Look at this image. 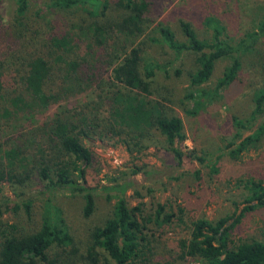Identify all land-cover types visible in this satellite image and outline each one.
Masks as SVG:
<instances>
[{
	"label": "trees",
	"instance_id": "1",
	"mask_svg": "<svg viewBox=\"0 0 264 264\" xmlns=\"http://www.w3.org/2000/svg\"><path fill=\"white\" fill-rule=\"evenodd\" d=\"M11 1L14 8L9 23L0 17V42L5 47V52H0V131L3 121H21L27 138L35 140L29 141L28 146L19 144L2 151L10 169L6 174L9 181L17 178L15 167L31 155L35 163L33 174L38 177L44 193L65 192L83 197V216L90 217L95 211L96 190L86 179L92 153L84 145V139L118 138L133 155L157 143V133L163 137L167 150L179 166L189 157L203 163V158L193 152L185 155L179 149L185 139L182 120L164 103L169 100H161L151 87L159 66L144 64L141 43H136L151 24L146 16L149 8L146 0H118L114 4L121 11L118 15L110 14L107 0H43L33 13L31 0ZM80 9L92 16L91 24L84 25L85 20L78 26L72 21L60 24L45 16V11ZM212 27L213 40L202 42L189 23L181 22L185 43L177 42L169 28L159 26L158 29L163 43L176 55H200L197 68L190 75L192 86L205 84L217 61L232 59L214 90L203 89L198 94L188 95L195 108L203 99L218 98L221 91L235 81L240 55L255 50L264 40V18L256 30L244 35L236 44L222 40L219 29ZM80 44L85 49L78 53L75 50ZM53 76L57 77L59 85H54ZM81 96L95 104L93 111L98 107L103 109V117L94 121L93 112L88 114L82 105L77 112H74L75 107L69 111L61 109L62 105L76 102ZM54 107H57L55 113L49 114ZM261 117H264V89L255 98V110L248 124ZM238 125L247 128L245 124ZM263 133L264 120L256 136L242 142L231 152L232 157L236 158L250 139L258 141ZM139 173L140 168H133L121 182L104 188L117 198L114 213L91 233L94 247L103 250L115 264L145 261L150 252L149 226H167L175 218L182 221L181 208L177 210L178 216L167 213L165 205L158 203L153 215L144 216L143 204L129 206L126 197L129 190L139 197L130 177ZM3 178L1 175L0 179ZM251 185L252 195L245 202L264 206V186L261 182ZM252 207H244L231 226ZM229 219L210 222L201 218L193 222L188 239L179 242L182 258L196 259L202 264H264V242L244 243L228 249L231 226L226 224ZM1 233L0 264H62L50 256V251L71 240L60 230L55 211L37 231L22 234L10 225Z\"/></svg>",
	"mask_w": 264,
	"mask_h": 264
},
{
	"label": "rangeland",
	"instance_id": "2",
	"mask_svg": "<svg viewBox=\"0 0 264 264\" xmlns=\"http://www.w3.org/2000/svg\"><path fill=\"white\" fill-rule=\"evenodd\" d=\"M42 1L31 0L32 13ZM107 1L110 14L121 13L114 6L118 0ZM146 1L149 3L146 16L151 24L136 43H141L144 64L159 66L151 87L161 100H169L163 102L182 120L185 139L179 149L185 155L193 152L203 158V163L189 157L179 166L174 155L167 150L165 140L157 133V143L143 153L133 155L118 138L84 139V145L92 153L86 179L96 190L95 211L90 217H84L83 197L65 192L44 193L38 177L33 174L35 163L31 155L15 167L17 178L8 180L6 174L10 169L2 151L19 144L28 146L29 141L35 139L27 138L23 122L3 121L0 131V176L4 177L0 179V248L1 232L7 230V226H15L18 233H31L39 230L45 218L55 211L60 230L71 240L63 246H54L50 251L52 258L59 259L62 264H115L103 250L94 247L91 233L114 213L117 198L104 188L121 182L133 168H140L141 173L130 177L139 193V197L132 190L126 193L130 207L143 204L144 216L153 215L158 203L165 205L167 213L178 215V208L183 210L181 222L175 218L167 226H149L150 252L145 261L136 264H202L181 256L179 242L188 239L192 223L201 218L210 222L230 218L226 226H231L243 208L249 205L253 207L245 211L228 231V249L244 243L264 242V206L245 202L252 195V182H261L264 186V133L258 141L250 139L236 158L231 155L247 138L256 136L258 126L264 120L261 117L248 124L255 110V98L264 89V40L255 50L240 55V69L235 81L226 86L218 98L203 99L195 108L188 95L198 94L203 89L214 90L232 59L217 61L210 79L199 87L192 86L190 75L197 68L200 55H176L163 43L158 30L159 26H165L174 33L177 42L185 43L180 23L186 22L200 41L211 42L212 25H215L222 40L236 44L244 35L256 30L264 18V0ZM2 2L0 17L9 23L14 6L11 0ZM45 16L60 24L61 21H72L78 26L84 24V20V25L93 22L92 16L81 9L45 11ZM76 30L79 29H75L78 33ZM83 46L80 44L75 51H83ZM0 52H5L1 42ZM55 73L59 74L57 70ZM52 78L54 85H59L57 77ZM89 100L81 96L76 102L62 105L61 109L69 111L75 107L74 112H77L82 105L88 114L93 112L92 117L95 116L94 121H97L105 111L99 107L93 111L96 106ZM56 109L54 107L49 114L55 113ZM238 124H245L247 128ZM31 152H34L33 148Z\"/></svg>",
	"mask_w": 264,
	"mask_h": 264
}]
</instances>
